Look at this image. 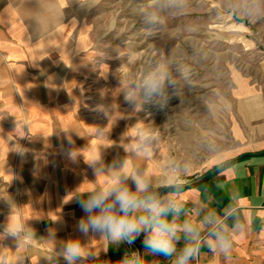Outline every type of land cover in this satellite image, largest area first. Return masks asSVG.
<instances>
[{"label": "crops", "instance_id": "1", "mask_svg": "<svg viewBox=\"0 0 264 264\" xmlns=\"http://www.w3.org/2000/svg\"><path fill=\"white\" fill-rule=\"evenodd\" d=\"M73 17L78 23L71 22ZM93 43L91 12L75 4L67 9L66 0H0V118L5 117L0 120V197L11 205L13 220L30 223L42 237H47L49 228L55 229L59 241L77 237L88 241L77 229L85 213L74 199L67 200L78 186L84 182L78 189L83 190L95 177L83 157L78 163L67 159V138L62 131L55 133L75 129L81 136L73 132L72 139L77 148H84L86 160L93 150L99 152L101 145L113 143L105 151V162L111 164L125 155L119 143L99 134L86 109V81L95 70ZM15 118L26 120L29 133L35 135L19 140L29 150L24 157L11 151L19 148L16 140L22 134L19 129L13 131ZM258 152H264V142L232 159ZM143 163L161 176L162 165L151 158ZM105 178L97 177L96 183ZM191 182L196 180L187 184ZM233 191L240 197L246 231L237 234L228 256L204 247L193 264H264V156L235 161L224 173L185 188L182 195L189 208L211 196L210 207L221 211ZM7 201L0 199V231L10 212ZM98 239H91L88 246L100 253L107 245ZM0 244L7 246L0 247V264H19L21 255L30 256L25 264H48L40 257L54 247L53 242H38L26 253H18L14 238ZM131 251H145L143 235L131 245L110 246L106 254L101 253V260L117 264ZM148 259L171 264L163 256Z\"/></svg>", "mask_w": 264, "mask_h": 264}, {"label": "clouds", "instance_id": "2", "mask_svg": "<svg viewBox=\"0 0 264 264\" xmlns=\"http://www.w3.org/2000/svg\"><path fill=\"white\" fill-rule=\"evenodd\" d=\"M100 3L101 0H66V8L75 4L80 9L92 12ZM131 8L134 17L142 25L143 34L150 38L161 34L166 17L186 14L189 0H131ZM216 8L220 13L239 21L256 23L264 20V0H216ZM71 22L78 23L75 17ZM197 30L196 25L177 27L170 30L169 40L184 31ZM108 35L120 39L115 19L107 26L103 38ZM105 55L106 52H103L101 57ZM129 68L128 73L116 75L119 79L118 88H121L125 101L131 106V112L138 114L145 112V106L150 104L161 110L167 109L171 95L178 96L182 104L184 89L193 86V69L178 56L175 46L165 52L153 43L152 57L141 61L138 67L130 60ZM169 89L173 90L171 95ZM208 108L212 110L211 105ZM94 110L102 113L108 122L114 111L112 103H101ZM147 124L152 127L138 126L136 123L128 127L134 129L129 137L131 143L127 147L119 143L125 155L114 158L111 164L105 162L104 154L115 143L101 145L99 152L93 150L91 158L86 160L82 153L84 148H77L72 139L73 132L81 136L75 129L55 133L59 135L62 131L67 138L69 148L64 152L67 159L78 163L83 157L84 163L94 173L95 179L88 180L90 185L78 190L83 182L71 192L72 198L67 200L74 199L85 213L79 219L77 229L89 238L87 242L79 237L59 241L52 228H49L47 237L38 236L30 223L12 219L11 205L3 197L0 199L7 201L10 212L0 231V242L8 237L14 238L15 251L18 253H26L28 249L36 247L38 242H53L54 247L49 250V254L40 257L48 264H61V259L64 264H111V261L101 260L102 252L106 254L110 246L118 247L121 243L131 245L141 235L145 251L126 252L117 264H159L157 260H149V256H163L170 259L171 264H193L204 247L228 256L237 234H243L247 229L241 218L243 208L239 203V195L234 191L230 193V202L221 211L210 207L211 196L207 202L189 208L182 195L188 183L186 177L189 167L186 160L169 157L159 177L143 163L159 150L161 127L164 125L157 126L154 122ZM29 127L26 120L17 121L15 118L13 131L19 129L22 133L16 143L23 138L35 137L29 133ZM200 147L215 160L212 167L221 174L227 170L229 158L216 144L214 134L202 133ZM11 151L24 157L29 150L19 143V148L13 147ZM39 157L44 158V154ZM100 176L106 178L96 183V178ZM97 236L107 245L100 253L88 246L89 241ZM0 247L7 246L0 244ZM26 259L30 260V256L21 255L19 264H25Z\"/></svg>", "mask_w": 264, "mask_h": 264}, {"label": "rangeland", "instance_id": "3", "mask_svg": "<svg viewBox=\"0 0 264 264\" xmlns=\"http://www.w3.org/2000/svg\"><path fill=\"white\" fill-rule=\"evenodd\" d=\"M113 19L120 39L103 38ZM91 21L95 70L86 81V109L100 135L127 147L134 130L129 126L164 124L159 150L151 159L163 166L169 157L183 158L189 167L188 181H198L215 169V160L200 147L202 133L214 134L229 159L264 142V20L239 21L220 13L216 0H189L186 14L166 17L161 34L148 38L132 13L131 0H101L91 12ZM189 25L198 30L169 40L170 30ZM153 43L165 52L175 46L193 69V86L184 89L182 104L169 89L167 109L150 104L138 114L131 112L117 76L130 71V60L138 67L150 59ZM103 52L106 55L101 57ZM101 103H112L109 122L94 110Z\"/></svg>", "mask_w": 264, "mask_h": 264}, {"label": "water", "instance_id": "4", "mask_svg": "<svg viewBox=\"0 0 264 264\" xmlns=\"http://www.w3.org/2000/svg\"><path fill=\"white\" fill-rule=\"evenodd\" d=\"M255 156H264V152L248 153V154L241 155V156H239V157H237L235 159L230 160L229 161V165L232 164L235 161L243 160V159H246V158H249V157H255ZM218 173H220V172L216 168V169L212 170L211 172H209L208 174H206L205 176H203L200 180H198L196 182H193V183H190V184H187L185 188L198 186L201 183H203L206 180H208L210 177H212V176H214V175H216Z\"/></svg>", "mask_w": 264, "mask_h": 264}, {"label": "trees", "instance_id": "5", "mask_svg": "<svg viewBox=\"0 0 264 264\" xmlns=\"http://www.w3.org/2000/svg\"><path fill=\"white\" fill-rule=\"evenodd\" d=\"M216 169V168H215Z\"/></svg>", "mask_w": 264, "mask_h": 264}]
</instances>
